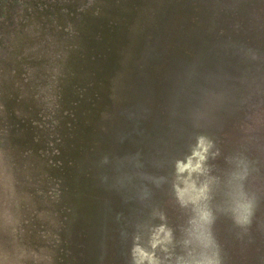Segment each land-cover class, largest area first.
<instances>
[{
	"label": "rangeland",
	"instance_id": "374dc122",
	"mask_svg": "<svg viewBox=\"0 0 264 264\" xmlns=\"http://www.w3.org/2000/svg\"><path fill=\"white\" fill-rule=\"evenodd\" d=\"M201 136L220 182L238 157L254 168L248 223L227 217L234 185L215 197L220 255L264 264V0H0V264H94L87 243L95 264H132L134 236L160 221L176 239L191 212L174 187L208 175L176 166ZM134 158L147 189L121 198Z\"/></svg>",
	"mask_w": 264,
	"mask_h": 264
},
{
	"label": "water",
	"instance_id": "95a60500",
	"mask_svg": "<svg viewBox=\"0 0 264 264\" xmlns=\"http://www.w3.org/2000/svg\"><path fill=\"white\" fill-rule=\"evenodd\" d=\"M170 11V10H168ZM168 11H164L163 16L159 17L161 20L160 23H165L169 16ZM203 23L200 22L198 26L194 27L193 29H197V27L201 26ZM199 31V30H195ZM193 34V35H192ZM191 39L189 43L196 42V46L199 41L200 44H205V40L201 33H191ZM137 57L140 55V51L134 53ZM147 62L150 64L162 61V57L159 54H154L151 51L146 54ZM132 59V58H131ZM133 60V59H132ZM148 64V65H150ZM147 65V64H146ZM161 65V62H160ZM158 66V68L162 66ZM166 73V72H165ZM164 73V75H165ZM164 75L155 80L157 83L155 84L157 87L160 85V89L165 87V82L162 81L165 77ZM141 82L136 84V87H141ZM181 80H177V83L174 84L169 90L172 96L178 94V91L181 88ZM183 88V87H182ZM155 89V86H154ZM166 89V88H165ZM176 91V93H175ZM202 137V136H201ZM212 141L207 140V138L202 137V141H196L195 146L190 151V155L185 159L182 164H178L176 166L177 173L187 172H206L208 175L205 177L204 182L200 183L202 186L199 188H194L193 190H188V188L184 187L181 189L176 186L174 187L175 197L177 199V203L181 206L186 205L187 208L190 210L191 215H189L188 220L186 221L184 227L181 230V234L176 239L172 238V229L163 221H160L157 225H153V229L149 231L151 228L142 227L139 230V235H135L133 241L131 242V247L128 251L129 258L131 259L132 264H230L225 262L220 255V247L217 246L214 242V232L212 229V223L217 214V209L215 208L214 201L215 197L219 196L221 192H223L224 185H234V188L237 191V197L233 199L230 205V208H226L228 211L227 217H233L236 221H240L243 224L249 222V217L252 219L251 213L254 212L255 206L252 204L251 193L244 192L241 189H244L243 181L244 179L248 180V177L253 176L251 164H244L243 160L240 157L236 158V165L235 172L222 180L221 182L219 179L211 175L209 171H206V167L204 162L206 158L210 155L208 154L209 150H213ZM215 149L217 147H214ZM128 162H122L119 164L120 169L126 170L125 178L122 179V188H120V196L121 198H132L135 195H143V190L147 189V185L144 182L143 174L139 173V163L134 159L127 160ZM117 165V164H116ZM235 167V164H234ZM138 174L141 176L139 178ZM209 176V177H208ZM251 189L252 183L247 181ZM198 185L195 181L192 182V186ZM241 188V189H239ZM247 189V188H246ZM190 191V192H189ZM248 191V190H247ZM120 199V198H119ZM231 201V199H229ZM120 201H122L120 199ZM141 206V203H138ZM123 212L130 213L128 210L123 209ZM234 214V215H233ZM232 215V217H231ZM218 216V214H217ZM117 216L113 215V220L116 219ZM158 217H163L161 213L158 214ZM254 219V218H253ZM86 225V224H83ZM90 225V224H88ZM87 226V225H86ZM119 239L117 241L122 240V234L120 232ZM139 239V240H138ZM160 241H157L159 240ZM163 240L166 245H161L159 242ZM209 243V248L211 250L210 258H206L207 251L205 250V244ZM135 243V244H134ZM86 247L84 252L88 253L89 256V263L98 261L97 259H93L95 254L100 253V245H94L92 243L85 244ZM160 245V253H161V260H157L156 253L154 249L156 246ZM112 253L109 254L111 256H120L122 258V254L119 253V249L116 247V237L113 238L111 242ZM144 247H149V249H145ZM105 247L102 246V251H104ZM178 250L183 251L182 257H180V253ZM107 255V256H109ZM153 258V259H152ZM145 262V263H144Z\"/></svg>",
	"mask_w": 264,
	"mask_h": 264
}]
</instances>
